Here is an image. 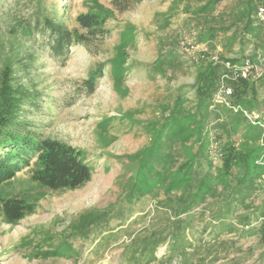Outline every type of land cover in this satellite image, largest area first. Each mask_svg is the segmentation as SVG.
<instances>
[{"label":"trees","instance_id":"trees-1","mask_svg":"<svg viewBox=\"0 0 264 264\" xmlns=\"http://www.w3.org/2000/svg\"><path fill=\"white\" fill-rule=\"evenodd\" d=\"M98 1L90 0L87 11L75 18L85 34L69 30L63 24L57 12L59 5H51L47 11L38 1L28 17L16 19L8 28L16 46L10 43L0 68V218L7 225L16 226L33 214L43 196L7 191L12 179L23 169L31 166L29 181L51 192L73 191L90 181L92 169L83 152L60 141L40 139L22 121L24 107L33 106L36 95L17 83L15 63L19 62L21 41L25 47L47 46L52 57L64 63L72 46H84L89 36L102 35V26L113 19V12ZM112 1L121 3V0ZM181 1L172 0L169 12ZM221 1L207 0L192 9L184 6L197 28L196 44L206 45L209 52L216 54L217 61L209 54H201L194 62L193 83L180 86L167 116L150 124L148 146L118 158L130 166V177L123 189L125 201L134 204L145 197L163 195L157 209L173 215L174 219L167 218L162 228L138 237L128 246L127 264L155 263L156 248L166 241L167 251L173 252L174 246L190 247L185 238L188 226L185 217L194 211L201 216L205 211L209 213L211 244L224 246L226 241L219 239L231 235H237L238 239L258 236L264 243V130L250 124L242 114L213 103L220 78L229 73L226 63L238 67L248 60L262 65L264 25L257 21L256 13L259 8L264 10V0H233L228 8L213 14ZM60 6L63 11L64 6ZM136 35V28L130 24L122 29L121 43L110 62L109 74L113 79H123L126 51L134 47ZM174 44L159 40L156 51L161 66L176 63L178 47ZM20 68L28 70L30 62ZM101 77L102 70L95 71L86 88L92 91L95 80ZM227 85L232 89L228 100L233 105L259 113L264 103L258 99L259 90L264 87V75L258 79L228 80ZM260 119L264 127V116L260 115ZM110 213L93 211L82 215L75 232L82 234L83 239L88 238L94 227L108 223ZM184 248L180 251L182 255ZM72 251V246H57L52 251L36 252L34 258L63 257Z\"/></svg>","mask_w":264,"mask_h":264},{"label":"rangeland","instance_id":"rangeland-1","mask_svg":"<svg viewBox=\"0 0 264 264\" xmlns=\"http://www.w3.org/2000/svg\"><path fill=\"white\" fill-rule=\"evenodd\" d=\"M36 1L47 11L51 5H59L57 12L63 24L85 34L75 18L87 11L90 0H0V68L10 43L16 46L8 28L16 19L28 17L36 8ZM206 1L182 0L170 13L172 0H121L119 4L99 0L113 12V19L104 23L102 35L89 36L84 46H72L64 63L52 57L47 46L25 47V42H20L19 62L15 63L17 83L36 95L35 104L24 107L22 121L40 139L60 141L83 152L92 170L90 181L83 187L61 192L32 184L31 166L15 175L7 191L43 196L34 213L16 226L7 225L0 218V264H127L128 246L138 237L162 228L167 218L174 220L173 215L157 209L163 195L145 197L134 204L125 201L123 189L130 177V166L118 158L148 146L150 124L167 116L180 86L193 83L196 59L205 53L216 57L206 45L196 44L197 28L184 7L198 8ZM232 3L233 0H222L213 14ZM60 5L64 6L63 11ZM127 24L134 26L138 35L134 47L126 51L120 81L110 76V62ZM159 40L174 42L178 47L176 63H158ZM181 43L193 48L191 54L182 51ZM28 62V70L20 68ZM97 70H102V77L89 91L86 84ZM188 98L191 100V95ZM259 98L264 102V87L259 90ZM258 114L264 116V103ZM93 211L111 212V219L94 227L91 235L83 239L82 234L75 232L76 224L82 215ZM185 218V238L191 246H174L172 252L167 251L166 241L156 248L157 261L152 264H161L159 260L162 264H264V243L258 236H224L219 239L226 241L224 246L211 244L209 213L205 211L201 216L194 211ZM57 246H72L73 251L63 257L34 258L36 252L52 251Z\"/></svg>","mask_w":264,"mask_h":264},{"label":"built area","instance_id":"built-area-1","mask_svg":"<svg viewBox=\"0 0 264 264\" xmlns=\"http://www.w3.org/2000/svg\"><path fill=\"white\" fill-rule=\"evenodd\" d=\"M256 19L259 23H262L264 25V10L259 8L256 13ZM182 51H184L186 54H191V50L193 48H188L184 43L180 44ZM213 61H217L216 57L212 58ZM261 61V66L252 64L250 61L245 60L242 65L240 66H230L228 63L225 64V68L228 74L222 75L220 78L219 87L213 97V103L214 104H221L226 106L228 109H230L233 113H240L242 114L247 121L252 125L259 126L262 131L264 130L263 124L261 123L260 115L255 112H249L243 108H241L239 105H233L228 98L232 95V89L227 85V81L231 80L234 81L238 78L247 79V78H253L258 79L264 75V62ZM264 145V141H263ZM212 149H215V146L212 147ZM264 157V154H263Z\"/></svg>","mask_w":264,"mask_h":264}]
</instances>
